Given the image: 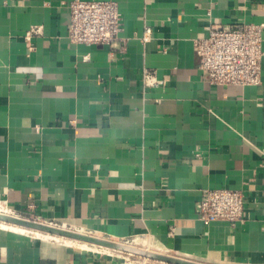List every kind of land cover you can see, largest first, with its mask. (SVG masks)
<instances>
[{
  "label": "crops",
  "instance_id": "1",
  "mask_svg": "<svg viewBox=\"0 0 264 264\" xmlns=\"http://www.w3.org/2000/svg\"><path fill=\"white\" fill-rule=\"evenodd\" d=\"M70 1L0 0L4 208L201 264H264V0H87L118 4L124 52L72 44ZM239 23L263 27L262 84L212 85L194 42ZM221 188L245 194L243 223L197 217ZM14 232L0 226V264H163Z\"/></svg>",
  "mask_w": 264,
  "mask_h": 264
},
{
  "label": "built area",
  "instance_id": "2",
  "mask_svg": "<svg viewBox=\"0 0 264 264\" xmlns=\"http://www.w3.org/2000/svg\"><path fill=\"white\" fill-rule=\"evenodd\" d=\"M69 9L68 39L72 44L106 45L124 52L126 41L121 38L122 17L116 2L71 0ZM40 34L41 27H33L25 37L30 41ZM151 34V28L146 27L142 39L146 41ZM262 43V26L239 23L228 28L211 27L206 37L195 40L194 50L200 70L208 74L212 85L256 87L262 84ZM142 80L145 87L159 84L156 72L149 69L143 70ZM196 212L205 224L224 221L236 226L244 222L245 194L230 188L206 189Z\"/></svg>",
  "mask_w": 264,
  "mask_h": 264
},
{
  "label": "water",
  "instance_id": "3",
  "mask_svg": "<svg viewBox=\"0 0 264 264\" xmlns=\"http://www.w3.org/2000/svg\"><path fill=\"white\" fill-rule=\"evenodd\" d=\"M0 222L15 225L18 227L25 228L27 230L40 232L44 234H48L51 236L69 239L72 241H77L101 248H106L110 250H114L120 253L129 254L133 256H137L140 258H144L147 260H151L154 262H159L163 264H201L194 261H190L187 259L174 257L165 255L162 253L150 251L144 248L135 247L132 245L124 244V243H118L115 241L86 235L83 233L71 231L65 228L56 227L53 225L41 223L35 220L22 218L19 216H13V215H5L0 213Z\"/></svg>",
  "mask_w": 264,
  "mask_h": 264
},
{
  "label": "rangeland",
  "instance_id": "4",
  "mask_svg": "<svg viewBox=\"0 0 264 264\" xmlns=\"http://www.w3.org/2000/svg\"><path fill=\"white\" fill-rule=\"evenodd\" d=\"M0 206H1V209H2V211H5L6 213H8L9 215H13V216H17V215H15V213H13L12 211V213L10 212V211H8V210H6L3 206H2V204H0ZM2 224V222H0V225ZM28 232H25L26 234H30V235H33L34 237H39V238H41V239H52V238H55V236H50L49 238H47L45 235L46 234H44V233H40L39 235H36V234H31V230H27ZM34 232V231H33ZM36 233V232H35ZM58 239H61V238H58ZM62 241H63V239H62ZM68 242H72V241H68ZM137 244L138 243H136V244H134L133 246H136L137 247ZM82 245V244H81ZM88 245V244H87ZM88 247H89V245H88ZM90 247H92V246H90ZM117 254H119V255H122V256H124L126 259H127V261H128V263H132V262H144V258H140V257H137V256H133V255H129V254H124V253H120V252H116ZM148 261V263L150 262V263H155L154 261H151V260H146V262Z\"/></svg>",
  "mask_w": 264,
  "mask_h": 264
},
{
  "label": "bare ground",
  "instance_id": "5",
  "mask_svg": "<svg viewBox=\"0 0 264 264\" xmlns=\"http://www.w3.org/2000/svg\"><path fill=\"white\" fill-rule=\"evenodd\" d=\"M0 213L1 214H5V215H9L8 213H6L5 211H2V209H1V206H0ZM0 226H2V227H4V228H6V229H8V230H11V231H15V232H26L27 231V229H25V228H22V227H18V226H15V225H10V224H6V223H2ZM14 232V233H15ZM21 234V233H20ZM37 234L39 235L40 234V232H37ZM47 238H49L51 235H48V234H46L45 235ZM52 237V236H51ZM65 241H72V240H69V239H65ZM69 243H71V242H69ZM82 245H84L85 247H88V245L87 244H82Z\"/></svg>",
  "mask_w": 264,
  "mask_h": 264
}]
</instances>
